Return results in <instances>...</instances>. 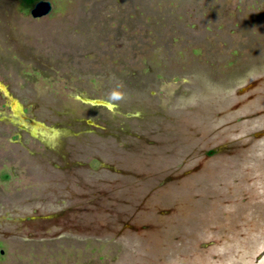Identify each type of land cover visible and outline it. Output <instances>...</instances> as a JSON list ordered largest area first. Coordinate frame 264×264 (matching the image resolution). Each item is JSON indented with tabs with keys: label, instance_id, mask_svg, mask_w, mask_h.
Returning <instances> with one entry per match:
<instances>
[{
	"label": "rangeland",
	"instance_id": "374dc122",
	"mask_svg": "<svg viewBox=\"0 0 264 264\" xmlns=\"http://www.w3.org/2000/svg\"><path fill=\"white\" fill-rule=\"evenodd\" d=\"M46 1L0 0V264H264V0Z\"/></svg>",
	"mask_w": 264,
	"mask_h": 264
},
{
	"label": "water",
	"instance_id": "95a60500",
	"mask_svg": "<svg viewBox=\"0 0 264 264\" xmlns=\"http://www.w3.org/2000/svg\"><path fill=\"white\" fill-rule=\"evenodd\" d=\"M51 8L50 2L46 0H38L35 4L33 9L31 10V14L33 17H40L42 15H45L49 12ZM79 99L85 103L92 106H102L107 109L112 108V104L108 102L107 100L100 99V98H87L80 96ZM90 122V121H89Z\"/></svg>",
	"mask_w": 264,
	"mask_h": 264
},
{
	"label": "trees",
	"instance_id": "16d2710c",
	"mask_svg": "<svg viewBox=\"0 0 264 264\" xmlns=\"http://www.w3.org/2000/svg\"><path fill=\"white\" fill-rule=\"evenodd\" d=\"M26 2V4L31 5L33 4L35 1L37 2L38 0H24Z\"/></svg>",
	"mask_w": 264,
	"mask_h": 264
}]
</instances>
